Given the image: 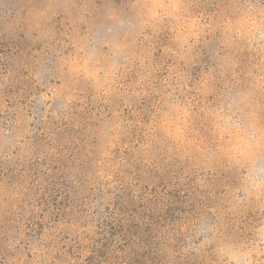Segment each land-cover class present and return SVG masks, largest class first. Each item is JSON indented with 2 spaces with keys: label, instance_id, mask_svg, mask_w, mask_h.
I'll return each instance as SVG.
<instances>
[{
  "label": "rangeland",
  "instance_id": "374dc122",
  "mask_svg": "<svg viewBox=\"0 0 264 264\" xmlns=\"http://www.w3.org/2000/svg\"><path fill=\"white\" fill-rule=\"evenodd\" d=\"M0 264H264V0H0Z\"/></svg>",
  "mask_w": 264,
  "mask_h": 264
},
{
  "label": "trees",
  "instance_id": "16d2710c",
  "mask_svg": "<svg viewBox=\"0 0 264 264\" xmlns=\"http://www.w3.org/2000/svg\"><path fill=\"white\" fill-rule=\"evenodd\" d=\"M108 244H109V243H108ZM108 244H107V245H108Z\"/></svg>",
  "mask_w": 264,
  "mask_h": 264
}]
</instances>
